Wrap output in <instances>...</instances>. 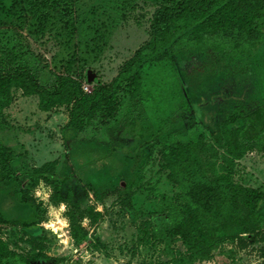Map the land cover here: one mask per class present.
<instances>
[{
  "label": "rangeland",
  "instance_id": "obj_1",
  "mask_svg": "<svg viewBox=\"0 0 264 264\" xmlns=\"http://www.w3.org/2000/svg\"><path fill=\"white\" fill-rule=\"evenodd\" d=\"M179 1L0 0V61L15 47L41 69L42 86L55 90L56 79L67 76L93 96L97 85L85 83V72L92 71L100 86L110 84L149 41L154 12ZM56 6L61 15L54 13ZM258 63L251 55L224 58L213 53L185 54L158 64L147 59L129 111V92H121L116 102L106 103L108 116L81 133L66 128L72 103L43 112L36 96L12 89L0 132L12 167L55 162L56 176L73 173L74 178L57 191L42 182L30 188L33 206L3 198L6 224L0 225V239L24 259L36 257L30 264H163L184 256L182 244L176 240L167 247L160 230L163 219L177 216L180 192L173 181L178 167L171 170L163 159L166 148L204 142L224 153L214 135L227 115L236 107L244 113L264 107V63ZM135 117L141 127L175 118L167 134L135 154L150 137H121L124 124ZM240 125L237 119L230 127ZM231 173L235 183L264 190V147L234 161ZM18 181L22 188L28 183L26 178ZM67 190L73 193L70 206L58 202ZM73 206L79 207L78 217L82 212L80 226L87 234L80 244L73 242L66 218ZM187 264H264V231L222 240L207 260Z\"/></svg>",
  "mask_w": 264,
  "mask_h": 264
},
{
  "label": "trees",
  "instance_id": "obj_2",
  "mask_svg": "<svg viewBox=\"0 0 264 264\" xmlns=\"http://www.w3.org/2000/svg\"><path fill=\"white\" fill-rule=\"evenodd\" d=\"M40 4L37 1L35 7ZM53 11L59 15L62 12L60 6ZM149 27V41L122 65L110 84L97 85L93 96L84 94L79 83L67 76H59L55 90H49L40 83L37 72L41 69L22 58L15 47L8 49L6 60L0 61V132L5 129L2 112L10 105L14 88L26 96H36L38 109L43 112L72 103L66 128L81 133L108 116L106 103L115 101L121 92H129L126 101L129 111L141 86L140 73L147 59L149 64H158L185 54L213 53L224 58L251 55L258 64L264 63V0H180L174 7H159ZM174 118L157 121L154 127H141L135 117L124 124L120 135L127 140H143L150 135L136 147L138 154L167 134ZM237 119L241 125L232 129L230 125ZM214 141L224 153L219 154V150L204 142L175 143L166 148L168 153L163 159L171 170L178 167L179 174L176 178L175 173L173 181L179 184L180 192L175 198L179 204L177 216L169 222L163 219L160 230L167 247L178 240L185 255L172 256L169 263L163 264L204 261L222 240L264 231V190L235 183L231 173L234 161L254 148L264 147V107L247 113L234 108L215 131ZM218 157L221 161H217ZM55 165L48 162L37 168L15 169L10 150L0 144V204L6 198L21 206H33L28 191L39 182L55 191L68 185L73 173L56 176ZM20 178L28 181L25 188L21 187ZM72 197V191L67 190L58 202L70 206ZM76 210L79 207L73 206L66 218L73 242L80 244L87 234L80 226L82 212L78 217ZM2 224L6 220L0 210ZM35 260L36 257L24 259L10 251L0 239V264H30Z\"/></svg>",
  "mask_w": 264,
  "mask_h": 264
},
{
  "label": "water",
  "instance_id": "obj_3",
  "mask_svg": "<svg viewBox=\"0 0 264 264\" xmlns=\"http://www.w3.org/2000/svg\"><path fill=\"white\" fill-rule=\"evenodd\" d=\"M84 81L86 84H96V85H100V82L96 79L95 77V74L90 71V70H87L84 74Z\"/></svg>",
  "mask_w": 264,
  "mask_h": 264
},
{
  "label": "built area",
  "instance_id": "obj_4",
  "mask_svg": "<svg viewBox=\"0 0 264 264\" xmlns=\"http://www.w3.org/2000/svg\"><path fill=\"white\" fill-rule=\"evenodd\" d=\"M82 90H83L84 92H87V88L85 87V85L82 87Z\"/></svg>",
  "mask_w": 264,
  "mask_h": 264
}]
</instances>
